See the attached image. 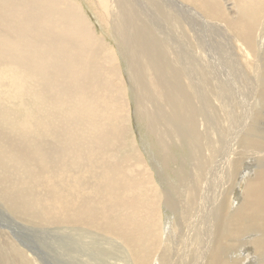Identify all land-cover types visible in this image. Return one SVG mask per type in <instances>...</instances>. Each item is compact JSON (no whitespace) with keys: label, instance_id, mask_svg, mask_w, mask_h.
<instances>
[{"label":"bare ground","instance_id":"6f19581e","mask_svg":"<svg viewBox=\"0 0 264 264\" xmlns=\"http://www.w3.org/2000/svg\"><path fill=\"white\" fill-rule=\"evenodd\" d=\"M103 1L96 3L110 16L125 76L137 93L136 113L162 151L170 140L189 154L179 201L188 226L183 230L182 223L180 234L188 239L201 222L203 240L197 229L184 242L189 254L181 262L180 254L173 260L163 253L159 264H230L222 258L228 235L247 236L251 226L261 234L248 241L264 251V43L257 37L264 32V0H228L233 14L224 0ZM77 7L70 0H0V113L7 115L2 101L8 99L13 119L0 120V170H19L14 181H23V191L33 184L29 197L49 191L43 209L49 221L100 222L135 264H156L160 194L140 163L131 167L130 153H119L128 114L114 99L116 68ZM227 37L238 51L220 48L216 40ZM243 158V190L230 199V180ZM85 175L93 182L86 185ZM14 181L0 185L10 202ZM19 197L16 205L29 204ZM15 245L7 264H43Z\"/></svg>","mask_w":264,"mask_h":264},{"label":"rangeland","instance_id":"374dc122","mask_svg":"<svg viewBox=\"0 0 264 264\" xmlns=\"http://www.w3.org/2000/svg\"><path fill=\"white\" fill-rule=\"evenodd\" d=\"M70 1L71 3L73 2L76 7H79V9L77 7L79 13L86 20L89 29L94 34V36L97 37L101 42H105H102L103 49L106 51L103 54V58H106V56L110 54L112 56L111 65L116 68L118 81L116 80L115 82H113V84L111 83V85L116 86L117 92H115L114 94H118V97L114 99H119L124 103V105L126 106V112L128 114V117L126 119V123H128L126 134L124 135L122 148H120L119 153L128 154L129 152L130 158L126 161L127 164L133 167L138 166L140 163L141 169H143L142 174L150 178L152 187H157L158 194H160V197H158L159 210L154 226V228H156L155 231L157 232L158 237L155 242H159L158 248L155 250V253L157 254L155 256V259L157 258L158 263L155 259L153 262L159 264L160 257L158 256L163 253H166L165 255L169 256V259L170 257L171 259L174 258L173 260L176 259V255L180 254L178 256H181V262V260H183V258L189 254L186 250L187 248L184 246V242L188 244L187 240L194 237L192 233L200 231L201 233H199V237L203 240V225L201 222L200 226H191L192 228L190 233H192L190 234L191 236L189 235L188 239V235L186 236L182 233L180 234L181 224L185 223V227L183 230H185L188 226L184 219L180 218L182 217V215L179 212V201L183 199L182 197H180V191L182 189L181 184H185L189 180L187 178L189 173H186L189 169V154L186 152L187 150L184 147H181L179 149L178 146L173 145L174 143H171L172 145H170V140L167 142L168 150L166 149L165 152L162 151L161 147L155 142V137L146 130L144 122L141 121L142 118L136 113L133 102L136 103L135 99L137 97V93L135 92V89H133L132 92L128 79L125 76L124 67H126V64L123 57L119 53V48L116 45V42L112 35L113 33L111 24L107 20V18H109L110 16L105 17V12L100 7V5L96 3L97 0ZM105 1H103L102 4L106 3ZM224 1L226 4V10L230 11V13L233 14L230 1ZM75 2L77 3L75 4ZM101 17L104 19H102ZM102 20L105 21L103 22ZM221 31L222 36L224 33H227V31L223 27ZM257 37L259 40L261 38V41L264 43V32ZM216 41H218L221 49L223 48L224 50L228 51H232L231 49H233L234 52L238 51L237 46L235 45L236 43L233 41V39H229V37H227L226 39L221 38V40L219 39ZM261 51L260 53L264 54V50L261 49ZM262 63L263 61L259 63V65ZM229 65L231 64L229 63ZM253 65L254 63L252 64V67ZM246 69L248 76L251 75L250 78L252 79V70L248 69L247 66ZM229 75L231 74L229 73ZM263 76L264 74L261 75V77ZM254 81L255 80L253 78V85L255 84ZM262 81L264 82V79ZM263 82H261V85L264 84ZM114 99L112 98L113 102H115ZM7 100L2 101V103L5 102V105L8 108V112L5 116L0 113L1 121L13 120L9 117V110L12 107V103ZM33 113L35 115L39 114V112L36 110ZM8 117L10 119H7ZM39 117L40 116H37L36 118ZM42 119L44 121L46 117ZM261 120H264V116ZM261 120H259V124L262 123L260 127H264V121L262 122ZM262 131H264V128L262 129ZM0 133H4L1 128ZM46 136L47 137L45 139L48 141V144H50L52 142L51 136L49 133H47ZM136 158L139 160V162L136 160ZM247 158L249 161V167L252 166L254 168V165H256V163L253 162L254 159L251 156H248ZM247 158H243L242 162L238 163V172L235 173V175L230 180L232 183L230 187V191H232L231 193H228V197H230V199L234 197L232 194L241 195L244 184L239 180L242 179V176L245 173L244 170L247 166ZM252 162L253 165H251ZM9 168H6L4 173L2 170H0V185L10 187L12 181H14L15 179H19L18 175L20 171L15 169L11 171L9 170ZM74 171V177L80 176L82 178L81 174H79L76 170ZM84 179L87 180L86 185L93 182V179L88 175H85ZM18 182L14 181L15 189L9 191L8 193L11 196V202L2 192L4 190L1 191L0 186V264H7L8 253L10 255H13L14 246H16L15 244H18L20 246L22 245L23 248L25 247L24 249H29L28 252L35 253L38 257L40 256L43 264H86L84 258H89L88 264L136 263L134 258H132L131 255L128 254L125 245L122 243V240L116 235H110V233L105 230L100 222L91 226L83 222L80 224H73L71 222L58 223L57 221H49L48 214H43L44 207L48 206L47 204L50 203V198L48 197L49 191L47 190L46 195L43 192H39L36 193L35 196L32 195L31 197H29V192H31L33 184L28 181V184L31 183V186L27 185L28 187H26L25 191H23L24 186L21 188V190H19L18 186V184L23 181ZM16 184L18 187L16 186ZM40 188H43V185H41ZM15 194L18 195L15 196ZM19 195L25 197V199L28 197V200L30 202L27 206H22L19 204L16 205V202L14 203L16 197L20 198ZM10 204L12 206H10ZM115 214L117 213L115 212ZM251 227L249 228L250 236H244L243 234L242 236L237 237H235L233 234L228 235L226 240L227 242H225V248L228 252L224 250V253H222V258L225 257L226 259H228L230 264H260L262 262V259L264 258V251L257 248L255 242L248 241L254 236H260L261 233L254 227ZM185 237L186 239H184ZM99 242H104V244L102 245V243ZM105 242H107L108 244ZM99 244L103 247L101 248ZM106 247H109V249L111 248V250H109L108 248L105 249ZM170 250H172L171 254ZM234 250L242 256L237 254V252H235Z\"/></svg>","mask_w":264,"mask_h":264}]
</instances>
